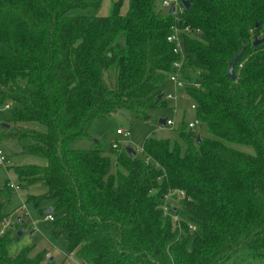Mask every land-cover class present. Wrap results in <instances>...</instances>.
Here are the masks:
<instances>
[{
    "label": "trees",
    "instance_id": "trees-1",
    "mask_svg": "<svg viewBox=\"0 0 264 264\" xmlns=\"http://www.w3.org/2000/svg\"><path fill=\"white\" fill-rule=\"evenodd\" d=\"M101 1L0 0V106L16 104L10 123L22 125L7 136L27 141L24 154L45 161L15 167L19 180L44 189L31 198L36 204L54 201L53 234L82 263H264V40L252 45L264 38V0H187L181 26L193 34L183 37V50L196 85L187 95L210 138L196 144L181 122L183 148L148 138L141 157L130 158L111 147L116 174L105 145L74 144L91 139L98 118L160 102L178 57L165 41L172 16L157 0H127L124 15L118 1L99 17ZM241 50L231 81L227 64ZM169 191L183 195L179 208H169L179 229L158 209ZM10 198L7 186L0 225ZM11 230L0 235V264H40L28 250L7 254L17 239Z\"/></svg>",
    "mask_w": 264,
    "mask_h": 264
},
{
    "label": "rangeland",
    "instance_id": "rangeland-1",
    "mask_svg": "<svg viewBox=\"0 0 264 264\" xmlns=\"http://www.w3.org/2000/svg\"><path fill=\"white\" fill-rule=\"evenodd\" d=\"M121 1L120 14L124 15L127 9V0H102L98 11L94 12L99 17L108 16L112 3ZM159 1H156V7L159 9ZM161 11L166 12L160 8ZM73 13H79L77 11ZM84 13V12H83ZM93 13V12H91ZM189 69L187 68V71ZM106 80L110 86L115 83L113 72H108ZM160 91L163 96L173 93V88L167 79L160 84ZM9 109H4V105L0 106V124L5 123L10 125V129L6 130L0 127V151L7 158L8 163L0 166V191L9 185H13L11 190L10 202L6 210V220L10 224L5 233L10 232L12 236L17 231H22L23 236L17 237L7 247V254L14 257L20 254L23 250H28L30 259H39L40 264H80V254L78 250L72 252L73 262L68 259L65 240L62 237H55L53 234V223L46 220L49 209L52 210L54 201L41 200L36 204V201L31 199L39 197L44 192L40 186H31L25 188L22 181L19 180L15 167L29 164L43 166V159L24 154L27 141L19 142L16 139L7 136L8 132L13 129H18L22 125L10 123L13 119L15 110L18 108L16 104L6 103ZM192 105L188 97L180 98L179 96L171 100L162 99L153 107L145 109L139 114L131 112H118L110 117L98 118L92 124L90 129L91 139L80 140L74 144V147L79 150H89L94 147L95 142H100L106 146L105 155L111 160L112 174L120 171L116 166L115 157L108 150L113 145L118 146V150L123 147H129L137 158H140L141 146L145 139L152 138L157 140H168L170 142H178L181 145L177 135L176 128L181 122L189 123L194 119V112L190 110ZM169 120L173 123L172 127H164L159 121ZM30 128L31 125H24ZM117 130L128 132V137L123 138L116 134ZM196 136L200 138H210L207 134L205 126L199 123L195 127ZM229 147L245 154H253L250 147L228 144ZM183 148V147H182ZM181 197L178 191H169L166 198V203L173 208H179L181 205ZM16 213V217L13 215ZM53 215V213H51ZM17 218H20L23 224L17 223ZM0 229H3L1 223ZM191 246V240L189 242ZM71 262V263H70ZM245 264H264L256 262H246Z\"/></svg>",
    "mask_w": 264,
    "mask_h": 264
},
{
    "label": "built area",
    "instance_id": "built-area-1",
    "mask_svg": "<svg viewBox=\"0 0 264 264\" xmlns=\"http://www.w3.org/2000/svg\"><path fill=\"white\" fill-rule=\"evenodd\" d=\"M159 7L163 10H166L168 13V10L170 7L173 8V13L170 14L172 16V24L170 26V32L166 36L165 41L171 46L172 53L176 55L178 58L175 62H173L171 71L166 75V79L169 81V83L173 86L176 92H173L172 94H167L163 96L164 100H171L175 97L179 96L180 98L188 97L187 95V89L188 88H196V85H194L191 80L190 76L188 75L189 70L187 71V66L185 65V53L183 50V37L185 36H191L193 32L191 29L187 26H181V16L184 12V8L181 4V0H160L159 1ZM10 107L8 105H4V109H9ZM190 110L195 112V106L192 103L190 106ZM199 124L197 119L194 117L192 122L186 123V130L188 132H194L195 127ZM164 127H172L173 123L169 120H165L162 124ZM116 134L118 136H122L123 138L128 137V132H123L121 130H117ZM112 148L118 149L117 145H113ZM146 162V161H145ZM8 163L7 158L4 156L3 152L0 151V166L5 165ZM10 189L12 190L14 187L13 185H9ZM168 194V193H167ZM167 194L163 197L162 202L158 206V209L162 212L163 217H169L173 228H180V220L175 215L172 214L169 210L171 207L166 203ZM180 197L182 198V193L179 192ZM13 215L16 217V213L13 212ZM46 220L49 222L54 221V217L51 214H47ZM3 229H0V235H3L9 227V223L6 219L3 220ZM189 232L195 231L194 226L188 225ZM68 259L73 262V255L72 252L68 253ZM85 264V263H80Z\"/></svg>",
    "mask_w": 264,
    "mask_h": 264
},
{
    "label": "water",
    "instance_id": "water-1",
    "mask_svg": "<svg viewBox=\"0 0 264 264\" xmlns=\"http://www.w3.org/2000/svg\"><path fill=\"white\" fill-rule=\"evenodd\" d=\"M181 4L184 8V10H187L189 8V3L187 0H181ZM168 13L169 14H172L173 13V8L170 7L169 10H168ZM264 40V38L262 39H254L253 42H252V45H256L257 43H260ZM242 51L241 50L237 55H235L227 64V77L231 80V81H234L235 79V76H234V72H233V67L234 65L238 62V60L241 58L242 56ZM164 121L161 120L160 123H163ZM0 127L6 129V130H9L10 129V125L9 124H5V123H1L0 124ZM199 142V137L196 136L195 138V143L197 144ZM123 151L127 154L128 157L132 158L135 156V153L127 146L123 147ZM48 212H51V209L48 210ZM17 222L19 224H23V222L21 221L20 218H17ZM16 236L17 237H22L23 236V232L22 231H17L16 232Z\"/></svg>",
    "mask_w": 264,
    "mask_h": 264
},
{
    "label": "crops",
    "instance_id": "crops-1",
    "mask_svg": "<svg viewBox=\"0 0 264 264\" xmlns=\"http://www.w3.org/2000/svg\"><path fill=\"white\" fill-rule=\"evenodd\" d=\"M171 86H172V85H171ZM172 88H173V86H172ZM173 90H174L173 92H176L174 88H173ZM159 123H160V121H159ZM160 124L162 125L163 123H160ZM70 263H71V262H70Z\"/></svg>",
    "mask_w": 264,
    "mask_h": 264
}]
</instances>
